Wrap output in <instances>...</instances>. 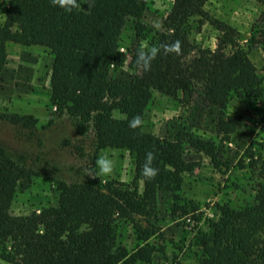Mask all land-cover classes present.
<instances>
[{"label":"trees","instance_id":"1","mask_svg":"<svg viewBox=\"0 0 264 264\" xmlns=\"http://www.w3.org/2000/svg\"><path fill=\"white\" fill-rule=\"evenodd\" d=\"M256 1L262 5L260 18L264 20V0ZM147 2L89 0L88 7L81 9L78 0V8L67 12L52 0H6L0 19V75L7 42L48 48L52 113L56 118L66 116L79 137L73 146L75 157L89 161L71 163L73 174L63 178L55 163L35 166L32 161L38 157L28 161L25 155L0 146V257L8 262L151 264L156 248L148 239L156 228L137 224L135 216H151L161 192H168L174 201L180 199L183 173L193 169L185 161V145L218 164L216 146L210 140L193 133H187L185 140L169 139L144 128V111L153 90L173 97L181 94L185 101L197 93L218 109V124L227 135L238 124L236 116L225 112L229 101L233 97L256 101L262 106L257 113L264 134L262 77L237 44L236 29L211 16L204 8L207 0H173L162 28L154 29L141 21ZM129 18L137 40L134 59L144 47L142 41L160 46V52L149 71L139 67V73L127 81L110 76V66L125 58L119 38ZM205 21L218 30L216 46L197 48L188 59L195 48L189 38L193 24ZM250 40L264 44V26L256 27ZM227 47H232L228 53ZM135 116L141 123L130 127ZM0 119L30 130L37 122L33 115L8 112H0ZM86 138L90 151L83 143ZM105 148H124L132 155L134 174L129 184L99 178L94 164L99 150ZM148 152L154 154L152 167L158 169L152 179L142 174ZM244 156L253 158L254 152L248 148ZM34 177L53 181L58 191L56 204L25 215L12 214L16 191L26 190ZM218 213L206 231L198 228L194 233V244L200 249L197 264H264V162L253 201L240 208L218 205ZM117 219L132 222L137 235L134 247L117 240Z\"/></svg>","mask_w":264,"mask_h":264},{"label":"rangeland","instance_id":"2","mask_svg":"<svg viewBox=\"0 0 264 264\" xmlns=\"http://www.w3.org/2000/svg\"><path fill=\"white\" fill-rule=\"evenodd\" d=\"M173 0H148L141 21L154 29L162 28V21ZM89 0H81V9L88 7ZM6 0H0V19L4 18ZM207 12L236 29L237 44L244 49L262 77L261 90L264 95V44L250 40L252 32L259 25L262 5L256 0H207ZM193 24L189 38L193 50L188 59L196 54L197 48H215L218 30L208 21ZM134 22L129 18L121 31L119 50L125 53L122 61L110 66V76L130 81L140 69L133 57L136 48ZM146 46V42L142 41ZM227 47L225 52H230ZM6 63L0 75V112L30 114L37 118L30 128L18 127L0 119V146L15 155L23 154L35 166L55 163L61 168L60 177L68 178L73 172L71 163L87 164L78 160L73 146L78 143V135L66 116L56 118L54 107L49 103V73L51 55L49 49L41 45H22L14 42L6 44ZM262 106L247 98L233 97L225 110L236 116L238 124L228 135L218 124V109L207 105L197 93L189 101L182 95L176 97L152 91L144 111V128L159 137L186 139L193 133L214 142L215 164L208 156L185 145L184 158L193 169L183 173L179 191L180 199L174 201L168 192H161L157 198L156 210L151 216L136 215L134 222L145 227L151 224L156 232L149 237L156 251L151 264H197L200 249L194 244V233L198 228L206 231L209 220L218 217V205L229 204L240 208L253 201L254 190L259 180L260 167L264 162V134L258 108ZM53 118L48 125V120ZM88 138V137H87ZM83 142L90 151L89 138ZM64 140H69L64 145ZM254 152V157L244 156L246 149ZM108 154L114 161L111 175L101 174L94 164L100 179H113L129 184L133 178L132 155L124 148H105L97 158ZM46 161V162H44ZM53 178L55 174L52 172ZM139 190L142 183L139 181ZM58 191L53 181L46 177H34L24 191L17 190L11 203L10 212L25 215L39 211L43 206L55 205ZM177 206V207H176ZM174 208H176L174 210ZM194 216L200 217L196 221ZM117 240L128 248L135 246L137 235L132 222L117 219ZM0 264L8 262L0 257Z\"/></svg>","mask_w":264,"mask_h":264},{"label":"clouds","instance_id":"3","mask_svg":"<svg viewBox=\"0 0 264 264\" xmlns=\"http://www.w3.org/2000/svg\"><path fill=\"white\" fill-rule=\"evenodd\" d=\"M53 4H58L59 7L63 8L67 12H71L73 9L78 8V0H52ZM178 43L175 45V50H178ZM168 51L173 50L168 48ZM160 52V46H144L137 50L135 63L138 67L142 68L143 71L147 72L151 69L152 61L156 58ZM141 123L140 117L135 116L129 122L130 127H136ZM154 158L152 152L146 153V161L142 174L145 179H152L157 175L158 169L152 167L151 162ZM95 164L99 167V171L104 175H111L114 168V161L108 154L100 155ZM94 176V175H93Z\"/></svg>","mask_w":264,"mask_h":264}]
</instances>
